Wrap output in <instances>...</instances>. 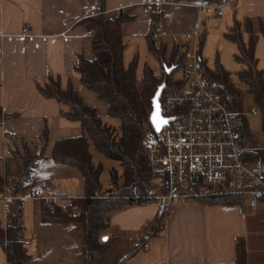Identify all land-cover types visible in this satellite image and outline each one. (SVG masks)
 <instances>
[{
    "label": "crops",
    "instance_id": "0c3cea01",
    "mask_svg": "<svg viewBox=\"0 0 264 264\" xmlns=\"http://www.w3.org/2000/svg\"><path fill=\"white\" fill-rule=\"evenodd\" d=\"M226 5L230 8L225 9ZM103 6L108 15L132 8L133 22L122 27L126 43L123 61L125 52L133 47L148 49L155 13L166 48L186 43V35H223L235 20L264 19V0H103ZM208 7H221L222 16H213ZM100 9L101 0H0V176L15 178L4 185L6 197L10 198L11 181L21 173L13 154H22L20 140L33 154L37 138L45 127L48 129L44 157L34 167L31 180L14 196L22 205V243L31 255L25 264H84L83 225L43 222V205L31 197L30 184L35 183L42 196L57 195L67 201L85 194L80 170L51 159L56 141L82 134L80 124L62 118L59 103L44 98L37 83L42 84L48 73L59 76L62 89L70 84L87 106L108 118L106 105L81 85L74 71L78 56L93 59L88 31L77 23ZM133 55L132 60L137 58L138 62L135 50ZM11 132L17 136H9ZM245 143L250 150L246 159H252L255 152L249 143L264 149V145H256L251 133ZM6 206L7 202L0 201L3 227ZM246 210L245 205L222 207L196 200L176 201L159 236L147 240L143 229L157 219L156 207L124 209L110 218L111 226L104 235L120 238L107 251L102 264H234L235 239L239 237L245 239L247 264H264V202L250 206V213ZM133 246L140 249L126 259ZM0 264H6L1 249Z\"/></svg>",
    "mask_w": 264,
    "mask_h": 264
},
{
    "label": "trees",
    "instance_id": "16d2710c",
    "mask_svg": "<svg viewBox=\"0 0 264 264\" xmlns=\"http://www.w3.org/2000/svg\"><path fill=\"white\" fill-rule=\"evenodd\" d=\"M132 8L121 9L114 15L105 13L103 0L101 9L92 16L82 19L77 24L87 31L92 30L90 36L92 60L82 56L77 57L74 71L79 76V82L87 90L93 92L97 99L107 107V117L117 118L120 121L119 129L107 124L98 115L95 108L87 106L77 91L69 84L62 89L59 76L48 73L42 84L37 83L39 93L46 99H54L61 106L59 115L71 122H78L82 134L77 137L63 138L55 142L51 159L55 163L77 167L83 177L85 194L82 198H69L71 204L78 207L75 214L61 213L56 210L49 213L42 206L41 220L43 222H57L83 225V261L84 264H102L107 251L120 237H105L110 228L112 214L124 209L141 206L145 191L154 186L149 176V165L146 152V128L152 135L155 134L150 123L149 115L152 110V99L155 93L161 91V99L166 94L177 91L184 86L182 80H174V71L180 70L179 64L173 65V54L176 46L172 47L171 58L165 61L167 50L163 45L160 55L151 43V34L158 24L159 15L151 17V28L148 35L149 52L160 63L159 76H153V70L147 65L142 68L141 76H137V58L128 66L124 65L123 52L126 43L122 36V27L125 23L133 22ZM224 38L236 47L234 60L242 68L234 73L226 71L221 64L216 63L208 68L202 59V48L205 34H201L199 55L202 62V75L209 88L221 101L233 111L240 113L239 129L243 140L250 138V130L245 110L242 104V95L252 97L255 111L261 118L260 132L264 134V73L259 70L256 58L258 38L264 39V19L247 17L242 21L235 20L223 34ZM244 87H236L232 77ZM251 111V109H250ZM0 116V120H1ZM48 140V129L45 127L42 135L37 138V147L30 154L22 140L20 144L22 154L14 151L13 154L20 164V177L11 181L9 191V217L3 227L0 214V249L6 264H25L30 260L23 246L22 238L24 225L22 222V205L14 196L31 180V175L38 160L44 157V150ZM90 146L104 158L118 164L120 171L115 168L109 170L110 188L103 190L100 176L103 171L101 164L92 160ZM252 159L264 161V151L254 152ZM7 180L0 176V201H4ZM133 191L139 194L140 199L134 198ZM206 206L233 207L243 206L247 201L242 197H223L196 200ZM164 227L163 215L158 213L155 221L143 229L147 231L145 239L156 238ZM105 241H102L103 238ZM144 239V240H145ZM139 246H133L126 259L132 258ZM234 264H247V249L245 239H235Z\"/></svg>",
    "mask_w": 264,
    "mask_h": 264
},
{
    "label": "built area",
    "instance_id": "2783aa9c",
    "mask_svg": "<svg viewBox=\"0 0 264 264\" xmlns=\"http://www.w3.org/2000/svg\"><path fill=\"white\" fill-rule=\"evenodd\" d=\"M206 10L215 17L223 14L221 7ZM92 34L90 30L87 36ZM161 35L157 24L151 43L163 56ZM185 39L187 42L177 44L173 54V65L179 64L184 86L159 100L162 117L172 120L146 143L149 176L155 184L145 191L141 206H155L164 220L176 201L242 197L251 207L264 202V161L245 158L250 150L239 129L240 113L221 102L203 77L200 35H186ZM9 136L14 138L17 133ZM6 154L11 152L6 150ZM133 194L140 199L136 191ZM30 195L49 213L58 210L75 214L78 210L63 197L42 196L35 183L30 184ZM4 201L9 198L4 196ZM9 213L6 206L4 227Z\"/></svg>",
    "mask_w": 264,
    "mask_h": 264
},
{
    "label": "rangeland",
    "instance_id": "374dc122",
    "mask_svg": "<svg viewBox=\"0 0 264 264\" xmlns=\"http://www.w3.org/2000/svg\"><path fill=\"white\" fill-rule=\"evenodd\" d=\"M226 31V30H225ZM224 31V33H225ZM218 32H215L214 35L207 34L205 35V41L202 48V59L206 63V66L208 68H213L216 63L219 62L221 66L228 72L234 73L239 71L242 66L238 64L234 60V54H236V47L233 43L227 41L223 35H220ZM223 33V34H224ZM172 46L168 47L164 59L165 61H169L171 58L172 53ZM134 50L137 52L138 56V66H137V76L138 78L141 76L142 68L144 65L150 66L153 70V73H160L161 72V66L160 63L156 60V58L148 51L146 46H142L139 48H134L127 50L128 52H125L124 55V65L127 66L128 62L132 60L134 56ZM131 53V54H130ZM160 54V53H159ZM256 58L258 60V69L263 71L264 73V39L262 37L258 38L257 46H256ZM174 80H181L182 79V73L180 70L174 71L173 74ZM232 80L236 87H239L241 90L244 89V87L238 82V80L233 76ZM242 104L243 109L245 110L246 118L248 120V126L251 133V137L253 141L256 143V145H259L260 147L264 145V134L260 132L261 127V118L258 112L251 113L250 109H255L254 103L252 101V97L248 94L242 95ZM105 122L112 127L119 129L120 121L117 118H105ZM146 143H149L152 141L153 135L151 134L150 130L146 128ZM248 147H251L252 149H256V146L253 144L248 145ZM90 153L93 156V162L95 164H101L103 167V172L100 178V183L103 188V190H107L110 188V181H109V170L114 168H119L118 164L114 161H111L109 159L104 158L101 154L96 152L91 146H90ZM15 159V158H12ZM15 179L12 175L8 176L7 180ZM245 208L248 213L251 212L249 203L246 202Z\"/></svg>",
    "mask_w": 264,
    "mask_h": 264
},
{
    "label": "water",
    "instance_id": "95a60500",
    "mask_svg": "<svg viewBox=\"0 0 264 264\" xmlns=\"http://www.w3.org/2000/svg\"><path fill=\"white\" fill-rule=\"evenodd\" d=\"M160 97H161V91L158 90L152 99V110L148 118V122L150 123L155 133H158L162 127L166 126L167 123L172 120L171 118L162 117L160 101H159ZM161 121H163V123H161ZM105 240L106 238L104 237L102 241H105Z\"/></svg>",
    "mask_w": 264,
    "mask_h": 264
},
{
    "label": "snow or ice",
    "instance_id": "6c2138e0",
    "mask_svg": "<svg viewBox=\"0 0 264 264\" xmlns=\"http://www.w3.org/2000/svg\"><path fill=\"white\" fill-rule=\"evenodd\" d=\"M155 122V121H154ZM161 123H163V121H161ZM159 126V125H158Z\"/></svg>",
    "mask_w": 264,
    "mask_h": 264
},
{
    "label": "bare ground",
    "instance_id": "6f19581e",
    "mask_svg": "<svg viewBox=\"0 0 264 264\" xmlns=\"http://www.w3.org/2000/svg\"><path fill=\"white\" fill-rule=\"evenodd\" d=\"M161 98V97H160Z\"/></svg>",
    "mask_w": 264,
    "mask_h": 264
}]
</instances>
